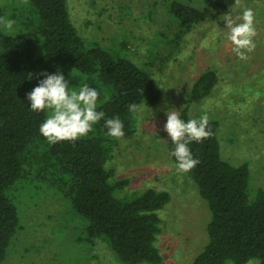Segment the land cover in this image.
Returning <instances> with one entry per match:
<instances>
[{
    "label": "rangeland",
    "instance_id": "374dc122",
    "mask_svg": "<svg viewBox=\"0 0 264 264\" xmlns=\"http://www.w3.org/2000/svg\"><path fill=\"white\" fill-rule=\"evenodd\" d=\"M5 1V18L14 14L15 24L11 30L0 25L3 32L19 31L22 22L34 19L27 0ZM179 1L201 10L206 7L210 13L182 30L169 12L170 4ZM67 5L71 21L87 42L132 59L162 93L156 105H139L133 113L134 135L111 144L105 167L112 183L127 179L125 186L115 189L118 197L132 199L147 188L170 193V201L159 210L160 264H192L207 242L211 212L195 183L167 153L166 111L179 113L187 106L192 117L206 113L217 120L221 156L235 165L248 164L251 196L264 190V0H240L238 5L235 0H67ZM246 8L254 11L257 34L255 49L241 60L232 51L226 21L220 16L232 14L236 20ZM35 42L39 54L41 40ZM209 67L218 72V84L206 99L190 102L193 82ZM65 79L70 90L78 91L83 84L96 88L97 106L111 95L96 75L71 69ZM32 171L31 181L11 192L20 227L3 264H124L107 241L88 238L87 220L58 187Z\"/></svg>",
    "mask_w": 264,
    "mask_h": 264
},
{
    "label": "trees",
    "instance_id": "16d2710c",
    "mask_svg": "<svg viewBox=\"0 0 264 264\" xmlns=\"http://www.w3.org/2000/svg\"><path fill=\"white\" fill-rule=\"evenodd\" d=\"M3 1L0 17L5 18L7 1ZM27 1L34 19L22 22L24 27L16 32L0 28V264L20 227L18 206L11 192L31 181L28 178L33 169L37 177L49 179L58 187L87 220L88 238L107 241L120 263L160 264L162 255L156 244L161 230L159 210L170 201V193L147 188L132 199L114 194L127 179L110 181L105 164L111 144L119 139L107 135L104 122L119 117L124 138L132 137L135 123L127 105H156L161 91L152 76L132 59L87 42L71 21L67 0ZM170 11L182 30L210 13L206 7L201 10L180 1L171 3ZM10 16L12 20L14 14ZM37 38L41 40L39 54ZM71 69L88 77L96 75L111 95L97 106L105 117L91 132L75 142L52 144L39 132L47 109L32 111L26 94L45 78L37 73L59 71L65 77ZM218 82V72L206 68L193 82L189 101L206 99ZM179 116L184 121L199 119L189 114L187 106ZM209 123L213 135L188 145L199 164L186 174L211 212L207 242L192 264H246L252 259L264 264V190L257 189L250 195L248 164L235 165L221 156L219 122L209 118ZM166 149L176 165L175 157L170 156L174 144L169 137Z\"/></svg>",
    "mask_w": 264,
    "mask_h": 264
},
{
    "label": "clouds",
    "instance_id": "9594fccd",
    "mask_svg": "<svg viewBox=\"0 0 264 264\" xmlns=\"http://www.w3.org/2000/svg\"><path fill=\"white\" fill-rule=\"evenodd\" d=\"M239 2L240 0H235V4L238 5ZM231 12L233 13L232 8ZM254 18L255 14L251 8L244 9L241 16L236 18L240 21L238 23L232 14L220 16L221 20L226 21V28L229 30L227 38L233 45L232 51L241 60H247L246 53L255 49L254 37L257 33ZM14 24V20L0 17V25L5 29L11 30ZM37 76L45 78L26 94V99L30 101L32 111H50L39 127V132L49 143L75 142L91 132L93 126L105 117L103 111H97L99 91L96 88L83 84L78 91L70 90L68 81L59 71L55 74L40 72ZM139 107L136 103L127 105L128 111L132 113L137 112ZM166 116L163 130L174 144L170 156L175 157L177 169L187 173L199 164L188 145L193 141L202 142L213 135L209 116L205 113L199 119L184 121L174 110H167ZM104 127L109 137L122 139L125 136L124 124L119 117L106 119Z\"/></svg>",
    "mask_w": 264,
    "mask_h": 264
}]
</instances>
